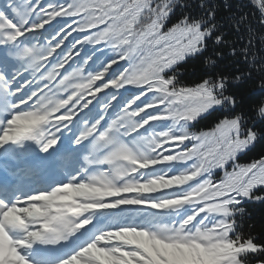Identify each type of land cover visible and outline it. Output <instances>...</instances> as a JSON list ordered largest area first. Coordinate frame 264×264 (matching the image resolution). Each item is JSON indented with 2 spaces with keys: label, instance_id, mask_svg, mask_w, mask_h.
I'll list each match as a JSON object with an SVG mask.
<instances>
[{
  "label": "snow or ice",
  "instance_id": "obj_1",
  "mask_svg": "<svg viewBox=\"0 0 264 264\" xmlns=\"http://www.w3.org/2000/svg\"><path fill=\"white\" fill-rule=\"evenodd\" d=\"M255 3L264 18V0ZM198 6L201 14L188 0H66L39 11L9 0L0 7V160L23 162L14 179H0V264H264V242L245 236L237 222L246 201L264 202V157L238 162L264 138V99L246 111L230 91L250 73H211L180 85L182 62L203 56L210 42L225 43L216 9L208 0ZM58 17L71 24L45 46V26ZM67 29L85 35L75 51L61 49L47 74L49 81L62 77L55 87L67 95H49L48 83L26 88L25 73L61 48ZM76 44L99 47L68 72L65 64L80 55ZM232 54L250 55L235 46ZM214 56L205 63L215 66L222 53ZM259 79L264 97V69ZM129 85L137 94L122 104ZM213 113L220 116L209 131L189 130ZM167 121L166 130L141 133ZM160 166L179 170L147 171ZM217 169L223 175L214 178ZM121 205L179 219L99 227L57 254L97 212Z\"/></svg>",
  "mask_w": 264,
  "mask_h": 264
},
{
  "label": "trees",
  "instance_id": "obj_2",
  "mask_svg": "<svg viewBox=\"0 0 264 264\" xmlns=\"http://www.w3.org/2000/svg\"><path fill=\"white\" fill-rule=\"evenodd\" d=\"M201 2L202 0H188L189 10L194 14H201L202 10L198 6ZM208 3L216 9L217 22L221 25L225 43L217 46L210 42L209 50L203 56L191 57L182 62L177 68L180 85L191 87L211 73L222 72L229 79H232L233 74L239 76L242 73L244 75L250 73L249 79L240 81L238 87L230 89L236 93L240 107L247 111L260 99H264L258 95L259 77L261 69H264V18L261 17V11L255 0H208ZM179 15L178 11L171 23H175ZM237 20H242L239 26L236 24ZM171 23L168 24L169 27ZM233 46L237 53H250L246 61L243 55L232 54ZM215 52L222 53L216 65L206 64L207 57L212 56L215 59ZM233 83L235 84L236 81L233 80ZM131 98L132 96L127 97L128 100ZM219 116V113H213L206 118H198V123L193 122L196 126L190 127L189 130L197 133L209 131ZM261 157H264V138L259 139L249 150L240 154L238 162L244 165ZM222 175V170H215L214 178ZM243 208L245 212L238 217L237 221L239 230L245 236L251 234L257 242H264V202L248 200L243 204Z\"/></svg>",
  "mask_w": 264,
  "mask_h": 264
},
{
  "label": "rangeland",
  "instance_id": "obj_3",
  "mask_svg": "<svg viewBox=\"0 0 264 264\" xmlns=\"http://www.w3.org/2000/svg\"><path fill=\"white\" fill-rule=\"evenodd\" d=\"M126 206H129V205H126ZM131 206V205H130ZM133 207H138V208H140V209H142L141 211H140V213H141V215L140 216H142L141 217V219H143V218H146V215H148L149 217H147L145 220H150V219H152L153 217H155L154 216V214L152 215V213H150V212H148V208L147 207H143V206H136V205H132ZM146 208V209H145ZM130 209V208H129ZM144 209V210H143ZM148 213H150V214H148Z\"/></svg>",
  "mask_w": 264,
  "mask_h": 264
},
{
  "label": "bare ground",
  "instance_id": "obj_4",
  "mask_svg": "<svg viewBox=\"0 0 264 264\" xmlns=\"http://www.w3.org/2000/svg\"><path fill=\"white\" fill-rule=\"evenodd\" d=\"M139 209H133V211H138ZM101 214V212H97L95 217H99V215Z\"/></svg>",
  "mask_w": 264,
  "mask_h": 264
}]
</instances>
